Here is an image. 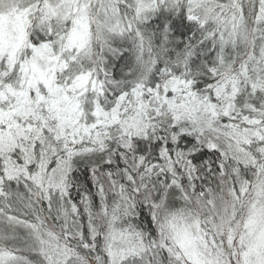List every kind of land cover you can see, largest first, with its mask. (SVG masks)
Returning <instances> with one entry per match:
<instances>
[{"label":"snow or ice","instance_id":"6c2138e0","mask_svg":"<svg viewBox=\"0 0 264 264\" xmlns=\"http://www.w3.org/2000/svg\"><path fill=\"white\" fill-rule=\"evenodd\" d=\"M0 264H264V0H0Z\"/></svg>","mask_w":264,"mask_h":264}]
</instances>
